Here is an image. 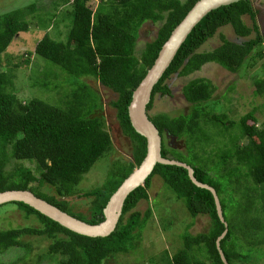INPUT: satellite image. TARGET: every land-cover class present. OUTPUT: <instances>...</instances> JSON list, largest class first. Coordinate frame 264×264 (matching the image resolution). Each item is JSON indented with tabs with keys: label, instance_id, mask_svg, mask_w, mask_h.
Returning <instances> with one entry per match:
<instances>
[{
	"label": "trees",
	"instance_id": "trees-1",
	"mask_svg": "<svg viewBox=\"0 0 264 264\" xmlns=\"http://www.w3.org/2000/svg\"><path fill=\"white\" fill-rule=\"evenodd\" d=\"M62 1L71 7L67 8L70 19L65 23V40L45 33L33 53L44 61L47 68L44 75L54 78L47 81L38 77L34 80L35 86L59 89L62 85L55 79L64 76L69 81L71 89L64 94V105L58 101L60 98L55 104L40 98L21 101L14 91L12 71L0 69V192L29 190L69 215L97 224L104 220L103 209L111 195L146 154V139L134 130L128 117L133 90L152 66L171 31L197 0H98L95 8L89 5L90 0ZM45 9L37 0L0 14V57L18 33L29 31L30 19L38 17L37 23L44 28L57 24L58 10L48 15ZM256 14L250 0H239L209 11L187 35L152 88L147 112L156 95H171L166 81L172 75H190L210 62L236 72L244 63L254 66L256 58H263L264 34L260 32ZM243 16L249 18L250 26ZM147 21L163 24L137 56L134 50L137 31ZM225 25L231 26L235 40L219 34L218 45L198 51ZM88 78L117 94L110 105L115 109L122 133L131 142V159L117 162L102 185L83 192V197L92 198L89 216L72 212L63 199L75 193L83 175L112 145L101 118L93 115L101 103L86 82ZM254 85L255 94L263 95L264 76L255 77ZM214 91L209 80L192 79L182 88L184 99L191 105L189 112L177 116L148 113V116L161 136V156L191 166L196 180L215 190L223 221L217 214L212 192L196 186L186 168L157 163L144 184L127 195L114 230L105 237L75 233L27 204L10 202L23 218H34L37 225L0 228V253L27 246L21 240L25 236L55 239L59 235L66 238L50 245L52 253L61 255L58 264H106L109 258L129 253L136 247L135 240L150 215V210L143 216L132 210L141 200L148 199L151 179L157 175L184 203L192 219L201 215L209 218L206 231L181 236L183 248L164 264H224L216 240L225 230L219 247L228 264H264V126L255 122L254 110L238 120H230L225 113L208 111L206 103ZM165 135L176 139L185 137L188 155L169 149ZM221 137L226 138L224 148L217 140ZM201 143L218 146L210 166L198 163L192 152ZM11 159L19 164L6 171ZM25 162L32 166H25ZM43 188L53 189V193L50 195Z\"/></svg>",
	"mask_w": 264,
	"mask_h": 264
},
{
	"label": "rangeland",
	"instance_id": "rangeland-1",
	"mask_svg": "<svg viewBox=\"0 0 264 264\" xmlns=\"http://www.w3.org/2000/svg\"><path fill=\"white\" fill-rule=\"evenodd\" d=\"M36 1L0 0V14ZM39 1L46 8L45 13H48V15L58 10L56 15L57 24L44 28L37 23L38 17L30 19L29 31L18 33L1 54L0 69L2 71H12L14 91L21 101L29 98H40L49 104L61 101L60 104L64 105V94L71 89L67 84L69 81H66L64 76H59L55 79V82H59L62 85V88L59 89L46 90L35 86L34 80L38 77L47 81H53L54 78L44 75L47 69L45 63L41 58L36 57L33 51L36 43L45 33H48L52 38L65 40L64 36L67 31L65 23L67 19H70L67 15V8L71 9V7H69L70 4L67 5L63 1L60 2V0ZM250 1L253 8L257 11L256 22L260 32L264 34V0ZM89 3L92 8H95L96 4L98 5V0H90ZM62 19L65 21H62ZM243 20L247 25H251L247 16H243ZM162 24L163 22L161 21L155 23L147 21L139 27L134 49L137 56L140 55L145 43L151 42L155 38L157 30ZM219 34H223L230 40L236 39L231 26L225 25L219 28L216 34L208 39L198 51L208 50L218 45L221 42ZM262 53L264 54V47L262 48ZM256 60L254 66H249V63L246 62L236 72H230L218 64L210 62L204 64L200 70L190 75H172L166 81L171 95H156L153 106L148 113L151 116L160 113L177 116L180 113L189 112L191 105L184 99L182 88L192 79L205 78L215 88L211 100L206 103L208 111L225 113L230 120H238L244 114L254 110L255 122L259 126H264V94L258 96L254 92L255 77L262 78L264 76V56L263 58H256ZM250 62L253 61L251 60ZM85 80L99 96L101 107L93 115L101 118L103 129L109 133L112 145L105 156L99 159L88 173L83 175L75 193L63 199L68 203L72 212L89 216L92 198L83 197V192L102 185L105 178L115 170L117 162H126L131 159V142L122 133L116 119L115 109L110 105L111 100H114L117 94L97 80L92 78ZM59 98L60 100H58ZM249 123H252V121H249ZM225 139V137L217 138L219 146L222 148H224L223 142ZM185 140V137L176 139L165 135V143L169 149L176 150L187 156L188 149ZM217 149L218 146L213 143L210 145L201 143L197 144L192 152L197 156L198 163L210 166L211 160H215ZM18 164L15 159L9 160L6 165V171L13 170ZM24 165L32 166L27 162ZM43 190L50 195L53 193V189L43 188ZM147 210H150V215L146 219L144 228L140 231L138 240H135V243H137L136 247L129 253L109 258L106 264H164L166 259L183 248L184 242L181 236L184 233L188 232L194 236L206 231L209 225L208 216L201 215L192 219L184 203L176 198L168 185L157 175L151 179L148 199L141 200L132 211L140 212L143 216ZM191 221L193 223L189 226ZM29 225H37V223L34 218H23L16 206L7 203L0 208V228ZM60 238H66V236L59 235L55 239L37 236L22 237V242L26 243L27 246L12 247L0 253V264H58L61 255L52 253L50 245ZM201 254L203 259L204 254Z\"/></svg>",
	"mask_w": 264,
	"mask_h": 264
},
{
	"label": "water",
	"instance_id": "water-1",
	"mask_svg": "<svg viewBox=\"0 0 264 264\" xmlns=\"http://www.w3.org/2000/svg\"><path fill=\"white\" fill-rule=\"evenodd\" d=\"M239 0H197L181 21L171 31L169 37L160 48L152 66L138 86L133 90L131 101L127 107L128 117L134 130L146 139V154L141 163L123 180L111 195L103 209L104 220L97 224H88L60 210L47 201L37 197L29 190H7L0 192V205L10 202H22L47 216L61 226L75 233L88 237L108 236L115 228L122 212L127 195L138 186H142L157 163L178 165L187 169L191 181L200 188L212 192L217 214L223 221L219 198L215 190L206 183L196 180L193 169L186 163L161 156V136L158 129L149 119L146 109L150 101L151 91L177 53L179 47L195 25L211 10L229 5ZM226 230L217 238L216 246L224 264H228L219 247V241Z\"/></svg>",
	"mask_w": 264,
	"mask_h": 264
}]
</instances>
